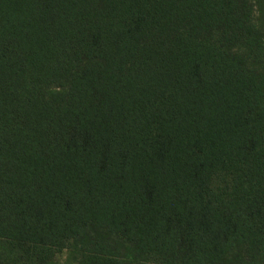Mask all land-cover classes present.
Listing matches in <instances>:
<instances>
[{
    "label": "trees",
    "instance_id": "trees-1",
    "mask_svg": "<svg viewBox=\"0 0 264 264\" xmlns=\"http://www.w3.org/2000/svg\"><path fill=\"white\" fill-rule=\"evenodd\" d=\"M63 261L264 264V0H0V264Z\"/></svg>",
    "mask_w": 264,
    "mask_h": 264
},
{
    "label": "rangeland",
    "instance_id": "rangeland-1",
    "mask_svg": "<svg viewBox=\"0 0 264 264\" xmlns=\"http://www.w3.org/2000/svg\"><path fill=\"white\" fill-rule=\"evenodd\" d=\"M62 258L66 257V254L63 252L61 255ZM64 260V259H63ZM62 264H66L64 261L62 262Z\"/></svg>",
    "mask_w": 264,
    "mask_h": 264
}]
</instances>
